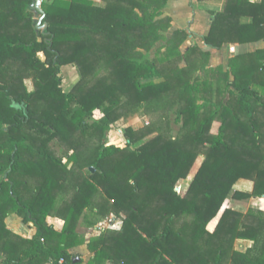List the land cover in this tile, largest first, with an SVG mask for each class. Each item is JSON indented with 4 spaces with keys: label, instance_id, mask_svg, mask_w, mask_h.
<instances>
[{
    "label": "trees",
    "instance_id": "trees-1",
    "mask_svg": "<svg viewBox=\"0 0 264 264\" xmlns=\"http://www.w3.org/2000/svg\"><path fill=\"white\" fill-rule=\"evenodd\" d=\"M166 1L41 0L39 28L35 0H0L5 264H79L67 249L79 243L74 228L85 210L121 219L89 239L87 264H264V210L223 207L228 198L264 197V48L230 57L225 70L197 46L181 53L186 32L176 29L150 57L170 25L160 17ZM261 39L264 0H226L204 35L215 48ZM65 65L79 74L68 91ZM96 109L102 115L89 122ZM152 112L162 127H124V147L103 142L119 119ZM198 154L204 158L180 193ZM241 179L250 190L235 188ZM12 212L36 226L32 238L7 228ZM49 215L62 219L60 230ZM237 238L252 245L238 250Z\"/></svg>",
    "mask_w": 264,
    "mask_h": 264
},
{
    "label": "crops",
    "instance_id": "crops-1",
    "mask_svg": "<svg viewBox=\"0 0 264 264\" xmlns=\"http://www.w3.org/2000/svg\"><path fill=\"white\" fill-rule=\"evenodd\" d=\"M97 2L100 3L101 0H97ZM225 2L226 0H167L161 8L162 14L160 17L169 16L171 19L170 25L164 32L165 38L159 40L150 51L152 52V56L154 51L159 47L165 50L172 32L176 29H182L186 32V37L179 44L181 53L185 52V50L191 46H197L201 50L209 53L208 63L210 66L215 67L221 65L225 70L228 69L227 64L230 57L240 53L252 52L258 48H264V39L245 43L227 44L220 48L212 47L204 42V35L207 34L215 14L222 11ZM180 65H184V61L181 62ZM115 124L122 125V128L130 126L127 125L125 118L119 119L114 125ZM86 211L87 210L79 217L74 228L77 233L76 239L79 243L67 249V252L74 257V261L79 262V264H87L92 258L93 253L87 248V242L100 232V230H98L95 234L89 233L91 223L94 220H92L93 218H85ZM46 221L51 224L55 230H60L62 228V219L55 215L47 216ZM5 224L9 230L23 238H32L37 231L36 226L32 222H23L15 212L5 217ZM61 261L60 259L59 263H61ZM0 262L4 263L1 256ZM18 264L29 263L24 262ZM32 264H53V261L51 259H46L45 261L38 260ZM101 264L112 263L105 260Z\"/></svg>",
    "mask_w": 264,
    "mask_h": 264
},
{
    "label": "rangeland",
    "instance_id": "rangeland-1",
    "mask_svg": "<svg viewBox=\"0 0 264 264\" xmlns=\"http://www.w3.org/2000/svg\"><path fill=\"white\" fill-rule=\"evenodd\" d=\"M97 2V0H95ZM35 12V18L38 22V19L40 18V15ZM41 25V24H40ZM42 27V26H41ZM40 28V27H39ZM149 56H152V52L148 53ZM40 57L43 58V55L40 54ZM60 76H61V85L64 91L70 90V88L73 86V84L78 80L79 74L75 66L73 65H65L61 67L60 70ZM26 86L28 89H32V81L30 78L25 80ZM102 113L96 109L93 112L92 117L89 119V122L92 120L98 119ZM169 121L171 123V131L172 133H176L179 125L173 122L174 119V114L170 113L169 114ZM127 125L132 126L135 129L141 128L143 130H155L156 126H161L162 127V120H161V115L158 113H140V114H131L129 116L125 117ZM147 122V123H146ZM112 126V127H111ZM110 126V129L108 130L106 136L103 139V142L105 144H115L120 147H124L126 144V139L122 134V125L118 124H112ZM216 125L211 126V131H215ZM153 134L147 135L144 139H147ZM143 139V140H144ZM137 145V144H136ZM136 145L132 146L135 147ZM54 148L60 152V149L58 148L56 143H53ZM204 158L203 154H198L190 171L189 174L186 178L181 179L178 181L176 185V190L180 193H183L185 189L187 188L190 180L192 179L193 175L197 171L199 165L201 164L202 160ZM65 160V159H64ZM86 168L82 169L83 172H85ZM252 186V183L249 180L246 179H241L239 180L235 188L239 190H250ZM223 207H230L233 208L237 211H240L242 213H245L248 209H262L264 210V197H251L247 199H233V198H228ZM87 213L85 218L86 219H92L93 223H91V229L89 231L90 234H95L97 233L98 230L101 228H114L118 229L121 226V219L120 217H114L112 213H110L107 217H101L99 218L96 214H94L92 211L87 210ZM84 213V212H83ZM97 219V220H96ZM216 219L212 220L208 224V229L212 230L214 223ZM252 245V241L247 240V239H240L237 238L233 242V246L238 249V250H245L247 247ZM230 264V263H226Z\"/></svg>",
    "mask_w": 264,
    "mask_h": 264
},
{
    "label": "water",
    "instance_id": "water-1",
    "mask_svg": "<svg viewBox=\"0 0 264 264\" xmlns=\"http://www.w3.org/2000/svg\"><path fill=\"white\" fill-rule=\"evenodd\" d=\"M40 3H41V0H35V4H34V6H35V10L37 11V12H40L41 13V16H40V18L38 19V22H37V24H36V27H40L41 25V21H42V19H43V17H44V12H43V10L41 9V7H40ZM90 170L91 171H94V168L93 167H90Z\"/></svg>",
    "mask_w": 264,
    "mask_h": 264
},
{
    "label": "built area",
    "instance_id": "built-area-1",
    "mask_svg": "<svg viewBox=\"0 0 264 264\" xmlns=\"http://www.w3.org/2000/svg\"><path fill=\"white\" fill-rule=\"evenodd\" d=\"M146 123H147V122H146ZM0 264H4V263L0 262Z\"/></svg>",
    "mask_w": 264,
    "mask_h": 264
}]
</instances>
